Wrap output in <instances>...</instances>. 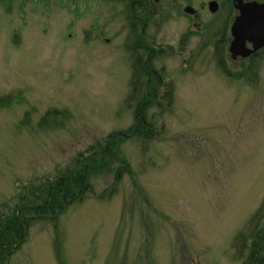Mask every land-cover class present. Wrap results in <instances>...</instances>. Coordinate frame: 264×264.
<instances>
[{
    "label": "rangeland",
    "instance_id": "obj_1",
    "mask_svg": "<svg viewBox=\"0 0 264 264\" xmlns=\"http://www.w3.org/2000/svg\"><path fill=\"white\" fill-rule=\"evenodd\" d=\"M61 1H0V235L28 234L5 264H264V50L228 76L216 23Z\"/></svg>",
    "mask_w": 264,
    "mask_h": 264
},
{
    "label": "flooded vegetation",
    "instance_id": "obj_2",
    "mask_svg": "<svg viewBox=\"0 0 264 264\" xmlns=\"http://www.w3.org/2000/svg\"><path fill=\"white\" fill-rule=\"evenodd\" d=\"M2 1V0H0ZM40 2V0H37ZM58 4V0H53ZM69 0H63L60 4L68 2ZM71 3H76V0H70ZM111 1V0H109ZM114 2V8L116 3L120 5L124 4L126 9L127 18L132 24L144 25V20L152 18L155 12H159L158 10L164 12V14L172 15L174 19L179 18V23L184 26H197L200 29L209 28L211 22L216 23L215 26L217 31V36H215L216 46L218 50L215 51L217 55L216 59L219 61H223L225 58L223 56V52H228V47L230 42L233 39V35L231 33V26L239 14V10L235 8L233 0H112ZM215 1V10H210V2ZM243 2L255 1L258 3H263L264 0H242ZM161 6V8L159 7ZM159 7V8H158ZM211 12L207 17H212L211 21L206 22L207 20H203L202 15L204 13ZM131 24V25H132ZM143 28V26H142ZM189 31L184 32L180 36L183 37L185 34H188ZM186 37V36H184ZM135 39H138L134 36ZM140 39V38H139ZM145 39V38H142ZM213 41V42H214ZM147 43V42H146ZM245 45L248 48H252V41L245 40ZM166 50V49H165ZM264 46L260 49L249 54L248 57L258 55V52L263 51ZM160 53L164 50H157ZM221 52L218 54L217 52ZM219 57V58H218Z\"/></svg>",
    "mask_w": 264,
    "mask_h": 264
},
{
    "label": "water",
    "instance_id": "obj_3",
    "mask_svg": "<svg viewBox=\"0 0 264 264\" xmlns=\"http://www.w3.org/2000/svg\"><path fill=\"white\" fill-rule=\"evenodd\" d=\"M234 6L239 10L232 26L233 39L229 45L232 58L247 56L264 46V4L255 1L243 2L233 0ZM216 2H210V10H215ZM245 40L252 41V48L245 45Z\"/></svg>",
    "mask_w": 264,
    "mask_h": 264
},
{
    "label": "trees",
    "instance_id": "obj_4",
    "mask_svg": "<svg viewBox=\"0 0 264 264\" xmlns=\"http://www.w3.org/2000/svg\"><path fill=\"white\" fill-rule=\"evenodd\" d=\"M220 68H221V71L223 73H225L226 75L228 76H241V72H238V71H234L232 72L231 70L228 69V67L225 66V64L223 63V61H221V64H220ZM146 73V72H145ZM153 73H155V71H153ZM158 78L160 79V82H162V75H161V71L158 72ZM117 160V161H122V159L116 157V155L113 156V160ZM79 165L80 167H83L81 169V172L83 174V181L81 182L82 184L85 182L84 179H85V167H89L88 165H85V163H80L79 162ZM99 166V165H98ZM80 169H77L75 172H71L70 173V176L67 177V178H61L59 179V177H56L55 179H47L49 181H46L45 184L42 185V190L44 189H47V190H54V191H58L59 188L68 185L67 183H65V181L69 182L71 179L74 180L76 177V175H78ZM69 191L71 192L70 194V198L66 201H62V202H59L58 205L59 207L56 209V211H63V209L65 207H67L68 205H70L69 203L72 201V200H80L83 198V192H85V186H77V187H70L69 186ZM27 195L23 196V198H29L30 196H34V194H32V191L29 193H26ZM52 198V197H50ZM20 201H23V200H20ZM23 205V204H21ZM10 224H6V226L8 228H10V226H8ZM263 225V224H262ZM5 226V227H6ZM23 226V225H21ZM1 227V225H0ZM14 227V226H13ZM262 228V227H261ZM261 228L258 226V224H255L253 230H261ZM5 229V228H4ZM11 229V228H10ZM17 229L14 228V231H11V233H7L6 235H0V241L4 238L5 240H7L6 244L0 248V264H5V262L8 260L9 258V254L11 251H14V249H16L15 247L17 245H19L21 242H23L25 240V237L27 236V230L26 228H23L21 229V233L18 235V237H20V241H14V235L15 232ZM259 234V233H258ZM260 238L261 237H264V234L262 236H259ZM258 237V239H259ZM19 239V238H18ZM259 248V247H258ZM257 248V249H258ZM261 249V246L260 248ZM250 263L252 264H260L261 262L263 263V260H257L253 257V254H251L249 256V259Z\"/></svg>",
    "mask_w": 264,
    "mask_h": 264
}]
</instances>
